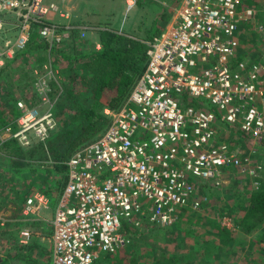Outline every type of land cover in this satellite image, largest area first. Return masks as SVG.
Masks as SVG:
<instances>
[{
	"label": "built area",
	"instance_id": "1",
	"mask_svg": "<svg viewBox=\"0 0 264 264\" xmlns=\"http://www.w3.org/2000/svg\"><path fill=\"white\" fill-rule=\"evenodd\" d=\"M248 1L181 0L150 43L145 71L123 105L111 109L106 103L107 130L66 162L51 264H94L130 243L126 229L170 227L208 201L206 188L222 186L234 173L257 187L264 65L242 58L243 28L257 16ZM58 17L67 14L55 2L0 0V72L26 51L35 33L48 44V54L63 46L78 27L52 21ZM45 68L54 75L51 66ZM36 88L43 95L49 91L44 77ZM17 107L12 135L21 143L30 144L31 135L45 139L56 128L51 112L41 114L24 101ZM48 206L49 199L37 193L23 214ZM31 239V231L21 234L22 244Z\"/></svg>",
	"mask_w": 264,
	"mask_h": 264
},
{
	"label": "trees",
	"instance_id": "2",
	"mask_svg": "<svg viewBox=\"0 0 264 264\" xmlns=\"http://www.w3.org/2000/svg\"><path fill=\"white\" fill-rule=\"evenodd\" d=\"M132 1L135 2L136 11L133 22H131L132 15L128 16L122 29L117 27L118 13L113 2L108 11H100L103 21L97 24L101 48H97L91 40L78 39L79 32L76 31L72 38L67 40V45L57 46L52 49V54H48V44L40 40L37 33L33 35L24 55L27 56L30 53L36 58L33 60V67L24 68L23 77L30 80L31 87L38 75L48 73L45 67L51 66V71L59 78L61 87L51 82L54 90L50 96L58 100L56 117L66 116V123L58 132H52L47 140L33 143L29 150L22 148L14 139H7L0 146V151L12 162L8 168H0V172H5L6 176L12 175L18 181V186L22 185L19 188L15 187L12 192L7 190L1 192L2 202L12 203L16 208L15 213L22 212L29 195L39 187L37 183L44 185L39 188L42 194L47 196L53 189L56 191L54 194L56 201L60 200L68 180L66 162L80 147L96 140L110 125V118L105 115L104 96L112 92L113 96L109 103L111 109H115L128 98L135 83L145 71L150 43L162 34L171 21L174 10L181 2V0ZM248 6L264 16V0H249ZM256 25L255 21L247 24L244 32L249 34ZM252 34L255 35V39L264 40V31L261 33L262 36L256 37L257 33L254 30ZM241 45H248L242 57L244 60L250 64H264V58L254 50V45H252L254 48L251 46L250 37ZM24 55H19L14 60L15 63L24 58ZM50 58H53L52 62ZM10 65L7 63L6 68ZM26 65L31 64L28 62ZM6 71H1L0 75ZM8 128L14 131L10 124H6L4 130ZM259 149L261 152L264 149V140ZM26 181H29V186L24 185ZM259 182L258 188L240 198L237 205H233L227 214L223 215L231 219L234 227L223 226L221 221L211 222L213 228L209 231V236L215 237L221 246L227 247L234 242L235 237L232 235L235 229L241 235L240 238L247 243H249L248 239L258 232V240L254 242V245L256 247L258 244V250L264 252V176L259 179ZM9 185L12 188V184ZM184 223L185 221H182V224ZM165 228L156 227L153 232ZM126 232L130 237L136 234L130 229H126ZM181 232L183 233L182 230ZM186 236L193 237L194 233L191 230L182 237L180 233L178 242L185 245ZM194 240L196 242L198 237L195 236ZM124 252L122 248L113 254H106L103 258L113 259L115 254ZM128 260L129 263L126 264H133V261H137V257L129 259L128 255ZM164 260L166 262L163 264H179L174 258ZM123 261V259L118 260L116 264H122ZM149 262L143 261L140 264H158ZM97 263L99 261L94 264ZM3 264H6L5 260Z\"/></svg>",
	"mask_w": 264,
	"mask_h": 264
},
{
	"label": "rangeland",
	"instance_id": "3",
	"mask_svg": "<svg viewBox=\"0 0 264 264\" xmlns=\"http://www.w3.org/2000/svg\"><path fill=\"white\" fill-rule=\"evenodd\" d=\"M127 1L128 0H84V4L88 2V5L93 6L94 4L92 3L95 2L96 5L94 7H97V9H92L91 12H88L89 14L86 21L88 31L87 35L91 34V38L99 44V27L97 23L103 21L100 11H108L112 2L115 4L116 12L118 13V17L116 19L117 23L120 22V19L130 15H132L131 22H133L134 15L136 13L135 2H130L131 5H134V9L131 12H128ZM73 13L74 15L79 16L78 13ZM138 17L139 16H137V18ZM139 20L140 19H138V21ZM55 21L58 22L59 19H56ZM256 21L255 23H257V27H253V30L257 33L256 37L259 35L262 36L261 33L264 31V16H262L261 12L259 14L257 11ZM135 23H137V20H135ZM123 26H125L124 23L117 27L122 29ZM78 29L79 28L73 30L72 34ZM244 29L245 28H243L241 34V44L242 42L244 43L247 41L250 37L251 46L254 45L255 48L252 46L254 50L262 58H264V40L256 38V41L254 37L255 35L252 34L253 30H251L248 34L247 32H244ZM246 46L248 47V45H241L242 55L245 54ZM22 55H24V53ZM23 57L24 58L20 59L16 63L13 61L9 68L5 69V71H8L0 75V146L7 139L17 140L13 137L12 133L17 130L18 126L16 122L19 119L20 113L16 107L19 101H24L31 108L38 109L41 114L51 112L57 122L56 128L51 131L45 139L36 138L31 135V143L28 145L21 143L20 140H17L22 148L29 150V148L33 146V143L35 144L39 141H45L50 137L52 132L56 133L61 130L65 126L66 116L64 118L56 117L58 112H55L58 111V100L57 98L50 96L54 90V86H51V82H55L59 87H61L59 84V78L55 75L49 76L48 74H40V76H37V80L33 83V86L30 87V80L23 77V71L25 67H29L34 64L33 60L36 57L30 53L29 55H24ZM50 60L52 62L53 58H50ZM28 62H30L31 65H26ZM40 77H44L49 86V91L46 95H43L44 93L40 94L37 91L36 83ZM105 96L107 97V95ZM106 102H108V99ZM123 103L116 106V109L121 107ZM6 124H10V127L14 128V131L11 130L12 132L10 134L4 130ZM234 138L235 136H230L228 141L236 143L237 140ZM255 157L256 161L254 163L255 165L260 166L259 176L261 178L264 176L263 151H260V153H258ZM11 163V160H9V158L0 151V168H8L11 166ZM4 173L5 172H0V207H2L0 208V258H2L3 261L5 260L6 264H51L53 249L49 237L53 231L48 232L49 227L47 226L50 225L51 221L49 222L48 220H50L51 217L53 218V213L56 210V199L54 197L56 191L51 189L49 191L50 195H45L49 198L48 208L42 209L38 212L37 217L35 216L34 218L35 220L33 219L34 221L28 220L27 217L23 215L26 203L23 205L22 212L18 214L15 213L14 209L16 208L12 203L6 204L2 202V191L7 190L12 192L15 190V187H22L21 184L18 186V181L15 180L12 175L6 176ZM243 179L244 180H240L238 176H236V173H234V175H232L222 186L217 188H206L203 195L208 199V201L203 200L202 205L199 207L200 209L195 210L190 208L186 210L182 213V216L177 223L160 231L153 232L156 227H151L149 231L145 230L143 232H137L138 234L136 233L134 237H131L130 243L123 248L125 251L124 253L115 254V258L113 259H104L103 257L105 255H103L98 260L99 263L97 264H116L118 263V260L121 259L124 260L122 264H126L129 263L128 255L129 259L137 257V261H133V264H140L143 261H150L158 264L161 262V264H163L166 262L164 260L165 258H174L179 264H264V252H260L258 250V244L256 247L254 245V242L258 240V232L252 235L251 238L248 239L249 243H247L240 238L241 235L235 229V232L233 231L234 233L232 235L235 237V239H233L234 242L230 243L227 247L221 246V243L219 244L215 237L209 236V231L213 228L211 226V222L217 223L221 221L223 226L228 228L234 227L231 219L223 215L227 214L228 210L232 208L233 205H237L240 198H243V196L248 193L250 194L260 185V182H258L256 187L250 179ZM9 184H12V188H10ZM24 185L29 186V181H26ZM37 185L39 187L34 189L33 193H31L29 197L34 196L38 192L41 193L39 188L44 185L41 183H37ZM29 192L30 190L28 189V193ZM187 220L190 221L188 222ZM182 221H185V223L182 224ZM34 223H38L37 226ZM124 224L125 223L123 222V225ZM26 229H31L34 235V242L31 240L32 244L29 249L21 246L23 244L19 242V235L21 234V231ZM191 230L194 233V236H186L185 245L178 242L180 233L182 237L186 235V232L188 233ZM126 234L129 236V233L126 232ZM195 236L198 237V240H196L197 243L194 240Z\"/></svg>",
	"mask_w": 264,
	"mask_h": 264
},
{
	"label": "crops",
	"instance_id": "4",
	"mask_svg": "<svg viewBox=\"0 0 264 264\" xmlns=\"http://www.w3.org/2000/svg\"><path fill=\"white\" fill-rule=\"evenodd\" d=\"M92 1H94V0H92ZM45 2H47V3H52V2H55V3H58V4H60L62 7H63V11L67 14V19L65 18V19H63V18H60V17H58V18H56V19H59V21L58 22H56L55 20L56 19H52V21L53 22H55V23H58V24H60V25H68V24H70V23H72L73 25H75L76 27H78L79 29L77 30V32H79V36H78V39H80V40H88V41H92L94 44H96L97 45V48H100V45L97 43V41H95L94 39H92L91 38V34H88L87 35V33H88V31H87V23H86V21H87V16H88V12H91V10L92 9H97V7H94L96 4H95V2H93L92 4H94L93 6H90V5H88V2L87 3H83L84 2V0H45ZM130 2H132V0H128L127 1V4H128V12H131L133 9H134V5L132 4L131 5V3ZM79 9H81V10H79ZM74 10H76V11H74ZM79 10V11H78ZM99 10H100V8H99ZM73 12H75V13H78L79 14V16H77V15H74V13ZM81 12V13H80ZM125 19V20H124ZM120 22L119 23H117V25L119 26V25H121V24H125L126 22H127V16H125V18H122V19H120L119 20ZM73 35V34H72ZM72 35H71V38H72ZM70 38V39H71ZM68 44V42L66 41L65 42V45H67ZM58 58V57H57ZM61 58V57H60ZM112 92L110 93V94H108L107 95V97L106 96H104V98H103V103L104 104H106L107 102V99H108V101H110L111 99H112ZM107 98V99H106ZM19 110V109H18ZM38 193H40V192H38ZM40 194H42V193H40ZM43 195H45V194H43ZM48 198V197H47ZM49 199V198H48ZM55 204H56V206H55V208H57V205H58V201H56L55 202ZM57 210V209H56ZM56 210H55V212L53 213V218L51 217V219L50 220H48L49 222L51 221V223H50V225H48L47 227H49L48 228V232L50 231H53V224H52V222H53V220H54V217H55V213H56ZM24 215V214H23ZM35 216L37 217V213H34V214H31V215H29V216H26L27 217V219L28 220H33L34 218H35ZM35 220V219H34ZM33 220V221H34ZM46 220V219H45ZM44 220V221H45ZM36 226H37V224L38 223H34ZM52 229V230H51ZM24 231H31L32 232V230L30 229H26V230H22L21 231V234L24 232ZM53 233V232H52ZM21 234L19 235V242H21ZM52 235V234H51ZM51 235H50V240H51ZM34 239V235H33V233H32V239L31 240H33ZM31 240L29 241V243L28 244H26V245H21V246H23V247H25V248H30V246H31V244H32V242H34V240L31 242ZM22 244V243H21ZM30 244V245H29Z\"/></svg>",
	"mask_w": 264,
	"mask_h": 264
},
{
	"label": "clouds",
	"instance_id": "5",
	"mask_svg": "<svg viewBox=\"0 0 264 264\" xmlns=\"http://www.w3.org/2000/svg\"><path fill=\"white\" fill-rule=\"evenodd\" d=\"M32 37H33V36H32ZM31 40H32V38H31ZM31 40H30V42H31ZM29 44H30V43H29ZM29 44H28V46H29ZM27 49H28V47H27ZM27 49H26V50H27ZM24 53H25V52H24ZM22 54H23V53H22ZM22 54H21V55H22ZM11 64H12V63H11ZM259 64H261V63H259ZM7 69H8V68H7ZM17 121H18V120H17ZM16 124H17V122H16ZM17 127H18V126H17ZM5 132H6V131H5ZM130 238H131V237H130Z\"/></svg>",
	"mask_w": 264,
	"mask_h": 264
},
{
	"label": "water",
	"instance_id": "6",
	"mask_svg": "<svg viewBox=\"0 0 264 264\" xmlns=\"http://www.w3.org/2000/svg\"><path fill=\"white\" fill-rule=\"evenodd\" d=\"M2 261H3L2 258H0V264H2Z\"/></svg>",
	"mask_w": 264,
	"mask_h": 264
}]
</instances>
